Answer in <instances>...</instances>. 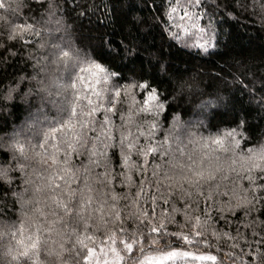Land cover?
I'll return each instance as SVG.
<instances>
[{
	"label": "clouds",
	"instance_id": "obj_1",
	"mask_svg": "<svg viewBox=\"0 0 264 264\" xmlns=\"http://www.w3.org/2000/svg\"><path fill=\"white\" fill-rule=\"evenodd\" d=\"M91 2L0 0V264H264V0Z\"/></svg>",
	"mask_w": 264,
	"mask_h": 264
},
{
	"label": "trees",
	"instance_id": "obj_2",
	"mask_svg": "<svg viewBox=\"0 0 264 264\" xmlns=\"http://www.w3.org/2000/svg\"><path fill=\"white\" fill-rule=\"evenodd\" d=\"M112 4V0H92L87 7V12L90 13L89 19H103L106 23L110 22V17L107 15V6ZM117 9L113 8V12Z\"/></svg>",
	"mask_w": 264,
	"mask_h": 264
},
{
	"label": "snow or ice",
	"instance_id": "obj_3",
	"mask_svg": "<svg viewBox=\"0 0 264 264\" xmlns=\"http://www.w3.org/2000/svg\"><path fill=\"white\" fill-rule=\"evenodd\" d=\"M112 13H113V9L111 8V6L109 5V6H107V15H106V19L108 18V17H110L111 15H112ZM199 46L200 47H204V44L201 42V43H199ZM150 98H154V97H150ZM185 255L186 256H192L193 254L192 253H185ZM197 260H200V259H215V257H204V256H196L195 257Z\"/></svg>",
	"mask_w": 264,
	"mask_h": 264
}]
</instances>
